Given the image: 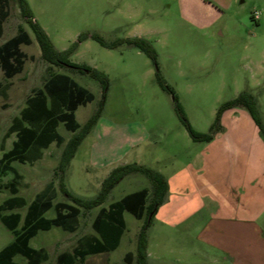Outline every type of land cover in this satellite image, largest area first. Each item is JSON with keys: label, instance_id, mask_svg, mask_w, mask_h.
Instances as JSON below:
<instances>
[{"label": "rangeland", "instance_id": "1", "mask_svg": "<svg viewBox=\"0 0 264 264\" xmlns=\"http://www.w3.org/2000/svg\"><path fill=\"white\" fill-rule=\"evenodd\" d=\"M25 1L33 19L57 50L66 49L80 34H85L69 60L101 71L107 78L102 109L64 171V186L71 194L85 199L94 197L109 172L127 163L145 165L165 178L172 179L175 175L182 178L195 154L213 149V144L208 142L224 130V124L240 128V148L260 149V142L264 145L259 130V141L253 139L249 126L256 125L245 107L223 110L219 117L220 130L212 139L193 141L173 105L175 96L191 127L208 132L218 108L240 92L248 91L256 100L264 125V0ZM8 10L0 43L16 34L19 28L28 31L32 42L21 45L27 57L20 72L6 79L0 70V81L10 82L7 97H0V157L16 138L13 132H8L13 117L20 115L26 99L34 95L33 89L44 88L50 68L68 75L94 96L73 112L78 126L96 113L102 99L98 81L43 61L34 33L21 16L16 0L9 1ZM92 34L107 42L126 37L143 38L154 49V61L125 43L104 47L90 37ZM157 73L171 92L158 83ZM233 117L238 120H232ZM77 129L71 131L58 123L56 130L63 136V143L52 142L42 150L43 156L32 163L12 162L21 175L15 194L23 197L26 205L3 213L17 211L23 218L28 203L51 190L55 192L52 203L58 200L72 203L59 190L56 168L65 143ZM225 139L238 143L232 135ZM201 160L202 155L196 159L197 166ZM210 176L197 174L194 180L212 183L215 179ZM12 178L9 172L1 177V182L7 184ZM150 187L145 176L128 174L110 190L101 206L107 207L128 193ZM12 195L8 188L0 189V203ZM173 195V187H169L147 227V264H211L200 253H193L199 250V244L189 234L190 220L175 221L182 205L174 208ZM184 207L188 214L191 206L187 204L181 209ZM53 208L43 216L53 217ZM97 208H80L79 222L73 231L57 226L37 230L28 245L33 249L44 248L47 253V259L38 264H56L60 251L70 250L82 235L92 233L91 222ZM123 215L124 233L116 249L100 255L104 264H121L125 252L135 253L143 218L138 220L126 211ZM13 236L0 222V247L8 245ZM12 260L27 264L22 254H15ZM92 261L93 256H88L86 262Z\"/></svg>", "mask_w": 264, "mask_h": 264}, {"label": "trees", "instance_id": "2", "mask_svg": "<svg viewBox=\"0 0 264 264\" xmlns=\"http://www.w3.org/2000/svg\"><path fill=\"white\" fill-rule=\"evenodd\" d=\"M10 0H0V34L2 22L9 14L8 3ZM21 16L26 20L34 33L40 49V56L49 66L55 65L90 76L99 82L102 90V99L96 113L82 126L74 120L73 112L79 105L90 102L94 96L86 88L79 85L68 75L51 71L45 79L43 89L34 91V95L26 99V106L20 111L19 116L13 117L8 132L16 136L12 147L4 151L0 157V189L8 188L13 194L0 203V222H2L14 235L13 240L0 250V264H19L12 260L15 254H22L29 264H38L47 259L44 248L33 249L28 245L29 239L36 231L48 230L53 226H59L64 230L73 231L78 224L80 208L89 210L102 204L110 190L126 175L138 173L150 181V189L142 188L128 193L120 199L113 201L107 207H101L94 216L91 227L97 234L85 237L71 252H63L57 256L56 264H83L88 254L102 251H112L120 243L125 230L123 212L131 213L136 219L143 218V224L137 235L135 253L127 251L121 264H147L146 230L151 217L157 207L164 201L168 183L166 178L158 171L138 163H127L113 168L102 180L98 193L89 199L71 194L64 186V171L71 157L74 155L82 139L88 134L95 116L102 109L106 91L107 78L105 74L85 64H77L69 60V55L76 49L78 42L86 37L80 34L76 41L63 50H57L43 28L33 19L32 12L25 0H16ZM104 47H115L120 43L138 48L154 61V49L145 39L139 37H126L107 42L96 34L90 35ZM20 43H30L28 33L19 28L18 32L0 45V69L6 79L11 78L22 70L27 55L19 48ZM158 83L166 90L170 88L164 83L157 73ZM9 81L0 82V97H7ZM174 111L187 130L193 141H209L214 133L220 130L219 117L223 110L242 106L248 111L259 132L264 137V125L256 105V100L248 91L240 92L235 98L224 102L217 110L214 122L210 125L208 132H198L188 123L184 111L177 98L173 97ZM22 122L29 125L26 127ZM62 123L66 129L77 131L65 143L61 157L56 168L59 174V190L72 202H56L52 200L55 196L54 190L45 195L36 196L26 208L23 218L17 211L3 213L4 210H12L26 205L23 197L16 195L17 185L21 175L12 166L13 161L32 163L42 157V150L52 142L56 145L63 143L64 138L56 130L57 124ZM11 172L13 178L10 182L2 183L1 177ZM54 207L55 215L46 218L43 214Z\"/></svg>", "mask_w": 264, "mask_h": 264}, {"label": "crops", "instance_id": "3", "mask_svg": "<svg viewBox=\"0 0 264 264\" xmlns=\"http://www.w3.org/2000/svg\"><path fill=\"white\" fill-rule=\"evenodd\" d=\"M4 22L5 20L2 22L0 38ZM29 38L30 43L19 44L22 52H24L21 49L22 44H31L30 35ZM236 117L232 120H238ZM246 123L250 125L248 120ZM232 126L224 124V130L218 132L213 140L208 142L210 145L213 144V149L200 152L202 155L200 166H197L196 162L201 155L195 154L185 167L182 178L177 175L172 179L166 177L168 189L173 187L174 190V208L178 209L177 206L187 204L191 206L188 214L185 213V207L181 209V206L178 219L175 221L181 223L186 219L190 220L189 234L199 244V250H194L193 253H200L211 264H264V179H261L264 178V145L260 142L262 146L260 149H249L244 146L240 148V128ZM249 128L253 132V139L259 141L257 126L251 124ZM229 135L238 140V143H229L225 139V136L227 138ZM197 174H209L211 175L209 178L215 181L196 183L194 178L196 179ZM218 179L220 181H217ZM59 201L61 200L56 202ZM56 202H53V205ZM96 207L98 208L94 216L103 206L100 204ZM95 235L97 234L92 229V233L82 235L70 250L60 251L59 254L71 252L85 237ZM4 247L5 245L0 247V250ZM106 252L108 251L86 255L83 264H104L105 260L100 255ZM59 254L56 255V259ZM90 255L94 258L91 263L86 262ZM26 263L29 264L27 260Z\"/></svg>", "mask_w": 264, "mask_h": 264}, {"label": "built area", "instance_id": "4", "mask_svg": "<svg viewBox=\"0 0 264 264\" xmlns=\"http://www.w3.org/2000/svg\"><path fill=\"white\" fill-rule=\"evenodd\" d=\"M258 15H259L258 12H256V13L254 14V18L257 19V18H258Z\"/></svg>", "mask_w": 264, "mask_h": 264}]
</instances>
